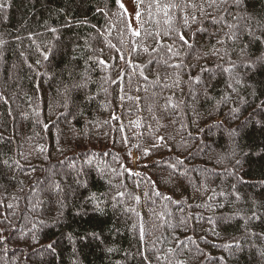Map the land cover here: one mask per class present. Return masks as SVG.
Listing matches in <instances>:
<instances>
[{
  "label": "trees",
  "instance_id": "1",
  "mask_svg": "<svg viewBox=\"0 0 264 264\" xmlns=\"http://www.w3.org/2000/svg\"><path fill=\"white\" fill-rule=\"evenodd\" d=\"M134 4L0 0V264H264V0Z\"/></svg>",
  "mask_w": 264,
  "mask_h": 264
},
{
  "label": "rangeland",
  "instance_id": "2",
  "mask_svg": "<svg viewBox=\"0 0 264 264\" xmlns=\"http://www.w3.org/2000/svg\"><path fill=\"white\" fill-rule=\"evenodd\" d=\"M119 2H120L121 7L124 9V11L128 17V21L130 22L132 29L134 31H137L138 30V22H137V13H136V10L134 7V0H119ZM250 63L248 61L244 62L245 69L243 68L241 70L242 73L247 72V70H249L250 72H253V70H255V69H252V67H251V69L249 68ZM241 131H242L241 129H238L235 132L226 133V140L229 141L230 143L238 144L237 143L238 136L240 135ZM8 166H10V165H8ZM54 174H58L59 176H62V177L65 175H69V177H71L70 178L71 181L74 184H78L80 187H84V183L82 182L84 180V178L82 177L83 173H81L79 170L75 169V166H73V165L71 167H69V166L57 167V169H55V171H54ZM225 178H226V176H225ZM238 184L243 185V183H241V182H238ZM49 192L52 196H57L59 194V190H57L55 188H52ZM41 200H43V198H40L37 202H39ZM34 205H36L35 201H33L31 206H30V210H29L30 212H31L32 207ZM230 251L234 252V254H235L238 251V248L234 247V248L230 249ZM247 251L248 252L254 251V252H257L259 254L261 253L260 250H257V249L255 250V249H251V248L248 249ZM42 256L45 257L46 259L51 257L49 252H46V251L43 252ZM5 261H6V258L4 255H2L1 256V264L5 263Z\"/></svg>",
  "mask_w": 264,
  "mask_h": 264
},
{
  "label": "snow or ice",
  "instance_id": "3",
  "mask_svg": "<svg viewBox=\"0 0 264 264\" xmlns=\"http://www.w3.org/2000/svg\"><path fill=\"white\" fill-rule=\"evenodd\" d=\"M175 5H173V7H174ZM137 35H138V33H137ZM179 39L181 40V41H184V43H187V41L186 40H184V37L181 35L180 37H179Z\"/></svg>",
  "mask_w": 264,
  "mask_h": 264
}]
</instances>
